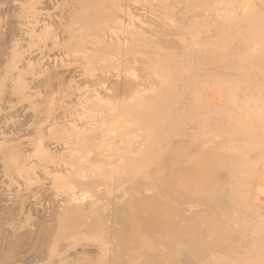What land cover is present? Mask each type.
I'll return each mask as SVG.
<instances>
[{"label": "rangeland", "instance_id": "obj_1", "mask_svg": "<svg viewBox=\"0 0 264 264\" xmlns=\"http://www.w3.org/2000/svg\"><path fill=\"white\" fill-rule=\"evenodd\" d=\"M0 264H264V0H0Z\"/></svg>", "mask_w": 264, "mask_h": 264}, {"label": "bare ground", "instance_id": "obj_2", "mask_svg": "<svg viewBox=\"0 0 264 264\" xmlns=\"http://www.w3.org/2000/svg\"><path fill=\"white\" fill-rule=\"evenodd\" d=\"M80 140V139H79Z\"/></svg>", "mask_w": 264, "mask_h": 264}]
</instances>
